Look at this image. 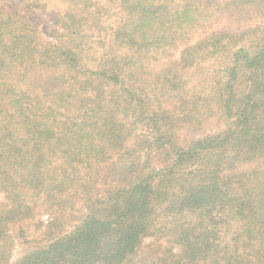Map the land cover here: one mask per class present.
Wrapping results in <instances>:
<instances>
[{"label":"trees","instance_id":"1","mask_svg":"<svg viewBox=\"0 0 264 264\" xmlns=\"http://www.w3.org/2000/svg\"><path fill=\"white\" fill-rule=\"evenodd\" d=\"M62 1L0 0V264H264V0Z\"/></svg>","mask_w":264,"mask_h":264},{"label":"rangeland","instance_id":"2","mask_svg":"<svg viewBox=\"0 0 264 264\" xmlns=\"http://www.w3.org/2000/svg\"><path fill=\"white\" fill-rule=\"evenodd\" d=\"M8 4H11L10 2ZM12 5V4H11ZM66 5L62 0H43V3L38 8L26 10L23 6L20 9L23 13L40 24L41 30L48 40L55 42V32L61 31V27L56 24L58 16L63 13ZM192 135H186L187 139H190ZM0 199H3V195L0 194ZM42 221L47 222L48 216H44ZM32 249L31 245H23L20 241H17L15 249L13 251L12 262H17L20 258L30 252Z\"/></svg>","mask_w":264,"mask_h":264}]
</instances>
